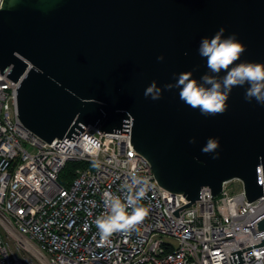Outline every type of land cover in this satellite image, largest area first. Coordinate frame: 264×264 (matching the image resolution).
<instances>
[{
	"label": "water",
	"instance_id": "water-1",
	"mask_svg": "<svg viewBox=\"0 0 264 264\" xmlns=\"http://www.w3.org/2000/svg\"><path fill=\"white\" fill-rule=\"evenodd\" d=\"M221 27L246 46L240 61L264 63V0H2L0 73L9 68L18 82L23 127L47 143L74 141L88 125L119 134L129 127L157 184L188 201L176 217L203 187L217 196L235 178L251 202L264 194V105L245 99V85L232 89L227 111L205 116L178 88L164 89L183 71L198 81L209 71L199 44ZM153 80L158 100L144 96ZM209 138L215 153L201 151ZM255 224L263 230L264 217ZM262 245L231 252L230 263Z\"/></svg>",
	"mask_w": 264,
	"mask_h": 264
},
{
	"label": "built area",
	"instance_id": "built-area-1",
	"mask_svg": "<svg viewBox=\"0 0 264 264\" xmlns=\"http://www.w3.org/2000/svg\"><path fill=\"white\" fill-rule=\"evenodd\" d=\"M8 72L0 73V264H231V252L264 239L255 224L264 217V194L247 202L238 178L217 196L203 187L176 217L172 212L188 201L157 184L130 143L129 127L119 134L88 125L74 141H43L19 121L18 82ZM68 162L79 166L61 185ZM130 174L147 181L141 203L148 215L131 233L102 240L95 220L106 212L103 193L123 198ZM261 253L264 245L241 251L240 264H264Z\"/></svg>",
	"mask_w": 264,
	"mask_h": 264
},
{
	"label": "clouds",
	"instance_id": "clouds-1",
	"mask_svg": "<svg viewBox=\"0 0 264 264\" xmlns=\"http://www.w3.org/2000/svg\"><path fill=\"white\" fill-rule=\"evenodd\" d=\"M221 27L211 37L201 38L198 53L206 60L208 72L198 81L192 71L178 74L175 84L168 83L164 89H179V98L192 109H198L202 115H218L227 111V101L233 88L244 87L245 99H253L264 105V63L240 61L246 46L240 42L236 33L224 35ZM163 60V56L157 57ZM237 61H240L237 63ZM224 72L225 75L220 76ZM175 75V74H174ZM162 88L153 80L144 91L145 97L158 100L162 96ZM195 143V138L189 141ZM218 141L209 138L201 149L204 153H215ZM218 158V154L213 159ZM94 167H99L93 161ZM148 190L147 181L135 174H130L123 185V198L111 191L103 193L106 212L95 220L102 240H108L114 233L129 234L136 230L148 215V209L141 203ZM264 256V253H261Z\"/></svg>",
	"mask_w": 264,
	"mask_h": 264
},
{
	"label": "trees",
	"instance_id": "trees-1",
	"mask_svg": "<svg viewBox=\"0 0 264 264\" xmlns=\"http://www.w3.org/2000/svg\"><path fill=\"white\" fill-rule=\"evenodd\" d=\"M78 162H68L62 171L58 174L57 181L62 185H66L73 177L74 168L78 167Z\"/></svg>",
	"mask_w": 264,
	"mask_h": 264
},
{
	"label": "rangeland",
	"instance_id": "rangeland-1",
	"mask_svg": "<svg viewBox=\"0 0 264 264\" xmlns=\"http://www.w3.org/2000/svg\"><path fill=\"white\" fill-rule=\"evenodd\" d=\"M231 189H236V185L233 183L230 185Z\"/></svg>",
	"mask_w": 264,
	"mask_h": 264
}]
</instances>
